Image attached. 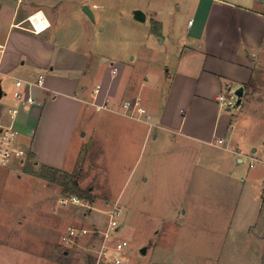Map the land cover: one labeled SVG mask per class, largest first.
I'll list each match as a JSON object with an SVG mask.
<instances>
[{"label": "rangeland", "instance_id": "rangeland-1", "mask_svg": "<svg viewBox=\"0 0 264 264\" xmlns=\"http://www.w3.org/2000/svg\"><path fill=\"white\" fill-rule=\"evenodd\" d=\"M71 1L65 2L66 15L55 14L66 37L63 44L91 54L95 63L106 59L96 74L100 79V70L110 67L116 75L113 86L121 77L117 97L108 98L107 107L115 112L86 106L65 170L56 174L42 170L40 163L33 164L28 157L30 129H17L18 144L27 157L23 163L14 160L0 166V264H97L94 251L102 236L81 238L69 245L61 237L70 226L104 229V211L114 201L119 202L123 216L113 239L128 242L124 264H215L236 204L241 205L240 218L249 212H255L257 219L264 215V164L257 162L251 168L247 156L264 159V69L256 70L244 104L229 111L234 123L233 146L244 160L231 180L228 172L219 171L225 155L220 150L205 146L196 155L191 147L144 139L147 126L124 116L120 108L123 100L132 98H124L122 93L128 76L138 88L148 77L143 88L146 93L157 75L165 74L167 67L175 68V62L166 67L161 62L171 51L167 31L171 33L176 23L185 29L191 16L190 0ZM248 1L260 6V0ZM84 6L90 7L95 20L83 11ZM135 9L146 14L144 22L134 19ZM155 14L163 28L158 37L153 31ZM157 84L161 85V100L167 99L162 81ZM20 111L24 114L25 108ZM202 155L209 163L201 161ZM203 164L208 169L198 168ZM244 182L248 187L242 195L226 192ZM75 184L88 190L93 201L76 190ZM71 194L85 205L58 202ZM142 247H147L145 254Z\"/></svg>", "mask_w": 264, "mask_h": 264}, {"label": "crops", "instance_id": "crops-1", "mask_svg": "<svg viewBox=\"0 0 264 264\" xmlns=\"http://www.w3.org/2000/svg\"><path fill=\"white\" fill-rule=\"evenodd\" d=\"M68 1L71 0H0V43L5 45L0 64L1 85L9 80L2 85L0 101L5 109L0 108L5 114L0 113V119L8 121L6 107L13 103L15 80L36 81L42 76L43 86L34 90L35 102L24 107V114L20 115L19 110L14 126L20 131L30 129L28 152L33 154L36 165L60 171L65 170L70 145L86 106L97 107L108 98H116L121 79L118 77L113 86L116 75L111 67L100 70V79L96 74L106 59L95 63L91 54L63 44L66 37L57 26L55 14L66 15ZM259 2L260 6L248 0H190L191 16L185 29L176 23L171 33L167 31L171 51L161 62L164 67L175 62V68L167 67L165 74L157 75L146 93L143 88L148 77L138 88L128 76L122 86L124 98L140 97L153 116L151 124L131 118L147 126L144 139L191 147L196 155L205 146L218 149L225 154L223 160L218 159L222 160L219 171L228 172L231 180L244 160L239 148L233 146L230 110L222 108L217 97L229 88L243 86V105L256 70L264 69V7L263 0ZM36 11L46 17L41 25L46 24V28L31 31L29 16ZM156 18L157 14L152 18V30L158 37L163 28ZM159 81L167 99L161 100ZM104 109L115 112L108 107L100 111ZM218 139L224 142L218 143ZM247 156L255 159L253 155ZM201 161L208 159L202 155ZM247 187L244 182L240 188L234 185L226 192L238 191L242 195ZM239 207L236 204L228 237L215 264H264V215L259 214L257 219L255 212H249L243 219Z\"/></svg>", "mask_w": 264, "mask_h": 264}, {"label": "built area", "instance_id": "built-area-1", "mask_svg": "<svg viewBox=\"0 0 264 264\" xmlns=\"http://www.w3.org/2000/svg\"><path fill=\"white\" fill-rule=\"evenodd\" d=\"M46 17L41 11H36L29 16V22L32 26L31 31H40L46 28ZM5 50V45L0 43V64L1 58ZM117 71V67L113 68ZM2 71L0 69V79ZM1 83V80H0ZM43 86V78L40 76L36 81L16 79L15 89L13 91V103L6 107L8 121L6 123L0 121V166H7L12 161L17 160L20 163L25 161L27 157L26 151L18 144V131L14 126V120L21 107L29 106L35 102L34 90L36 87ZM98 89L96 90V92ZM231 91V90H230ZM228 91L218 95L217 101L224 109H232L236 107L237 96L234 92ZM108 99L103 104L97 105L98 109L107 108ZM121 112L133 119L140 120L146 123L152 122L153 116L142 103L140 97L123 100L120 105ZM218 143H223V139H218ZM257 162H263L258 159L250 161V167L254 168ZM261 186L264 192V177L261 180ZM62 205L69 203L85 205L82 199L74 194L62 197L58 200ZM107 215V224L104 229L85 228L70 226L61 237L63 244H74L78 239L93 237L99 234L102 236V241L97 249H95V256L97 264L107 262L110 264H124L127 256L128 242L124 239L114 240V235L121 226L123 211L118 201H114L107 210L104 211Z\"/></svg>", "mask_w": 264, "mask_h": 264}, {"label": "water", "instance_id": "water-1", "mask_svg": "<svg viewBox=\"0 0 264 264\" xmlns=\"http://www.w3.org/2000/svg\"><path fill=\"white\" fill-rule=\"evenodd\" d=\"M83 11L92 19V20H95L94 19V15L92 13V10L90 9L89 6H84L83 7ZM133 17L134 19H136L137 21L139 22H144L146 20V14L140 10V9H135L134 12H133ZM228 91H230V88L228 89ZM234 93L236 94L237 96V103H236V106H240L241 105V102H242V96L244 94V87L243 86H239L235 89ZM3 95V89H2V85L0 83V98L2 97ZM230 110V109H229ZM141 253L145 254L147 252V247H142L141 248Z\"/></svg>", "mask_w": 264, "mask_h": 264}, {"label": "trees", "instance_id": "trees-1", "mask_svg": "<svg viewBox=\"0 0 264 264\" xmlns=\"http://www.w3.org/2000/svg\"><path fill=\"white\" fill-rule=\"evenodd\" d=\"M28 157H29V159L32 160V159H33V154L28 153ZM33 164L36 165L35 162H34ZM40 167H41L42 170H44L45 172H53L54 174L60 172V170H57V169H54V168H51V167H47V166H43V165H41ZM75 189L78 190V191H80V192L83 191V190H81L80 188H78V185H77V184H75ZM83 193L85 194V197H86L87 199L93 201V197L90 195V193H89L88 190L83 191ZM83 193H82V194H83Z\"/></svg>", "mask_w": 264, "mask_h": 264}]
</instances>
